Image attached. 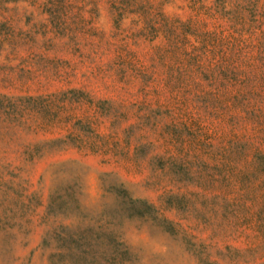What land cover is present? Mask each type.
<instances>
[{
	"label": "rangeland",
	"instance_id": "374dc122",
	"mask_svg": "<svg viewBox=\"0 0 264 264\" xmlns=\"http://www.w3.org/2000/svg\"><path fill=\"white\" fill-rule=\"evenodd\" d=\"M0 264H264V0H0Z\"/></svg>",
	"mask_w": 264,
	"mask_h": 264
}]
</instances>
